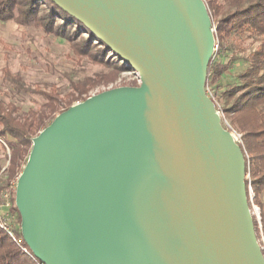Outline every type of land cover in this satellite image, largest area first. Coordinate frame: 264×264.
<instances>
[{"label": "water", "instance_id": "1", "mask_svg": "<svg viewBox=\"0 0 264 264\" xmlns=\"http://www.w3.org/2000/svg\"><path fill=\"white\" fill-rule=\"evenodd\" d=\"M138 86L71 105L31 140L14 205L42 264H264L246 161L206 91L204 0H50Z\"/></svg>", "mask_w": 264, "mask_h": 264}, {"label": "trees", "instance_id": "2", "mask_svg": "<svg viewBox=\"0 0 264 264\" xmlns=\"http://www.w3.org/2000/svg\"><path fill=\"white\" fill-rule=\"evenodd\" d=\"M204 1L211 18H216L213 23L218 53L230 55L227 63L215 61L212 57L206 88L214 86L216 97H209L215 103V108L219 107L228 124L241 134L239 146L246 161L248 203L256 238L264 256L261 241L264 239V0H224L227 5L225 10L216 0ZM10 21L22 27L32 26L44 35L63 40L73 57L86 59L106 71L72 83L74 91L62 107L55 91L32 92L23 85L18 75H11L6 68L3 70V81L16 94H38L45 102L39 112L29 110L19 115L15 107L0 101V140L3 142L2 148L7 147L10 152L8 166L0 179V206L5 203L3 195L12 183L16 184L26 163L31 140L74 101H84L90 90L99 85L107 86L118 75L128 72L127 66L119 62L105 45L50 0H0V22ZM247 40L249 45H257L247 55L240 56L246 52L242 45ZM234 63L239 68L226 78V72L231 70ZM219 103H222L221 107ZM9 198L7 211L16 219L13 231L17 238L22 239L20 217L14 205V190ZM253 206L258 208L259 219L253 213ZM21 241L22 244L17 245L0 228V264H42Z\"/></svg>", "mask_w": 264, "mask_h": 264}, {"label": "rangeland", "instance_id": "3", "mask_svg": "<svg viewBox=\"0 0 264 264\" xmlns=\"http://www.w3.org/2000/svg\"><path fill=\"white\" fill-rule=\"evenodd\" d=\"M215 2L221 4L224 10L227 9L224 0H216ZM213 19L216 20L215 16L212 17V22ZM256 45H249L247 40L242 45L246 51L245 54L239 55H247ZM229 56L226 52L219 54L218 47L213 53L214 60L221 63H227ZM5 68L8 69L11 75H18L23 85L32 92L37 90L44 93L55 91L62 107L74 91L71 88L72 83L81 82L86 78H93L94 75L106 71L100 66L91 64L86 59L79 60L73 57L69 46L63 40L51 35H44L32 26L22 27L11 21L0 22V101L4 105L15 107L17 109L16 113L19 115H23L29 110L39 112L45 101L38 94H16L13 88L3 81V70ZM238 68V64L234 63L231 70L226 72V78L230 77ZM121 86H138V83L133 74L124 72L107 86L99 85L90 90L86 96L90 97ZM206 91L210 97H216V90L213 85H209ZM79 102L82 101H74L73 104ZM218 106L221 107L222 103H219ZM226 122L228 121L226 120ZM2 144L3 142L0 140V179H2L8 166L10 153L7 147L2 148ZM11 191L8 190L7 192L9 197ZM252 198L251 196L250 201H252ZM6 204L10 205V198L5 199ZM5 209V207L4 209L0 208V214L5 212ZM253 213L259 219V211L255 206H253ZM5 217H7L6 221L12 228L16 227V219L13 215L7 214ZM261 241L264 246V239H261Z\"/></svg>", "mask_w": 264, "mask_h": 264}, {"label": "built area", "instance_id": "4", "mask_svg": "<svg viewBox=\"0 0 264 264\" xmlns=\"http://www.w3.org/2000/svg\"><path fill=\"white\" fill-rule=\"evenodd\" d=\"M216 48H217V44L215 43V47H214V52L216 51ZM129 73H131V74H133L134 75V77H135V79H136V81H137V83H138V85H139V83H140V81H139V77H138V75L136 74V73H134V72H129ZM217 113L220 115V117H221V119H222V124H223V127L232 135V137L234 138V140L236 141V143L237 144H241V134H239V133H237L229 124H228V122H226V120L224 119V117H223V114H222V112H221V109L218 107L217 109ZM245 178L246 179H248V176L246 175L245 176ZM15 186H16V184H11L10 186H9V189L8 190H14L15 191ZM8 190H7V192H8ZM7 192H5V194L3 195V198H4V201H5V199H8L9 198V194L7 193ZM249 192H251L250 191V189H249ZM250 200H251V197H250ZM4 207L6 208L5 209V212H2L1 214H0V228L2 229V230H4L7 234H8V236L17 244V245H21L22 244V239H19V238H17L16 236H15V234H14V231H13V228H12V226H10V224H8L7 223V217H5V216H7V214H8V209H9V205L8 204H6L5 205V203L3 204V205H1L0 206V208H3L4 209ZM9 215V214H8ZM23 251L24 252H26V249H24L23 248Z\"/></svg>", "mask_w": 264, "mask_h": 264}]
</instances>
